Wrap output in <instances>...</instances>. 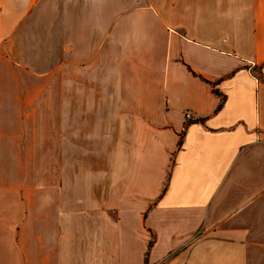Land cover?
Wrapping results in <instances>:
<instances>
[{"label": "crops", "instance_id": "0c3cea01", "mask_svg": "<svg viewBox=\"0 0 264 264\" xmlns=\"http://www.w3.org/2000/svg\"><path fill=\"white\" fill-rule=\"evenodd\" d=\"M32 25L115 50L91 95L130 131L87 178L0 185V264H264V0H0V61Z\"/></svg>", "mask_w": 264, "mask_h": 264}, {"label": "rangeland", "instance_id": "374dc122", "mask_svg": "<svg viewBox=\"0 0 264 264\" xmlns=\"http://www.w3.org/2000/svg\"><path fill=\"white\" fill-rule=\"evenodd\" d=\"M34 28L17 32L2 50L0 185L23 178L28 185L37 178L49 181L54 170L61 182L68 163L76 180L87 178L100 168V158L114 152L121 128L123 134L130 131V124H117L113 81H104L105 89L91 95V75L115 72V50H101L102 66L82 64L92 50L35 47ZM128 70L123 65L120 72Z\"/></svg>", "mask_w": 264, "mask_h": 264}, {"label": "built area", "instance_id": "2783aa9c", "mask_svg": "<svg viewBox=\"0 0 264 264\" xmlns=\"http://www.w3.org/2000/svg\"><path fill=\"white\" fill-rule=\"evenodd\" d=\"M186 119H187V120H191V119H192V115H191L190 113H187V114H186Z\"/></svg>", "mask_w": 264, "mask_h": 264}, {"label": "trees", "instance_id": "16d2710c", "mask_svg": "<svg viewBox=\"0 0 264 264\" xmlns=\"http://www.w3.org/2000/svg\"><path fill=\"white\" fill-rule=\"evenodd\" d=\"M152 243H150V247H151Z\"/></svg>", "mask_w": 264, "mask_h": 264}]
</instances>
